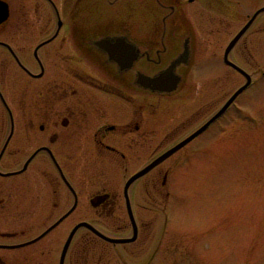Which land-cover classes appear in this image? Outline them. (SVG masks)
<instances>
[{"label":"flooded vegetation","instance_id":"af4514ba","mask_svg":"<svg viewBox=\"0 0 264 264\" xmlns=\"http://www.w3.org/2000/svg\"><path fill=\"white\" fill-rule=\"evenodd\" d=\"M0 9V264L165 262L177 172L264 59V0Z\"/></svg>","mask_w":264,"mask_h":264},{"label":"rangeland","instance_id":"374dc122","mask_svg":"<svg viewBox=\"0 0 264 264\" xmlns=\"http://www.w3.org/2000/svg\"><path fill=\"white\" fill-rule=\"evenodd\" d=\"M244 64L257 82L177 172L160 264L176 261L175 241L180 264H264V59ZM245 83L231 69L230 95Z\"/></svg>","mask_w":264,"mask_h":264},{"label":"water","instance_id":"95a60500","mask_svg":"<svg viewBox=\"0 0 264 264\" xmlns=\"http://www.w3.org/2000/svg\"><path fill=\"white\" fill-rule=\"evenodd\" d=\"M4 11H5V13H6V16H7V10H3V9H0V17H2L5 13H4ZM231 64H233V63H231ZM234 65V64H233ZM238 70H240L246 77H247V83L244 85V86H242L241 88H239L237 91H236V93L231 97V99L228 101V103H227V106L230 104V103H232L234 100H235V98L245 89V88H247V86L249 85V83H250V81H251V76L244 70V69H238ZM160 81V79H157L156 80V82H159ZM176 82V81H175ZM221 114H219V115H217L212 121H214L216 118H218L219 116H220ZM211 121V122H212ZM170 153H168V154H166V155H164L162 158H165L166 156H168ZM159 161H161V159L160 160H158V161H156V162H154L153 164H151L149 167H147L145 170H143V171H141V172H139L138 174H136L132 179H135V178H137L138 176H140V175H142L143 173H145V172H147L148 170H150V168H152L157 162H159ZM82 224H84V225H88V226H91L89 223H86V222H84V223H82Z\"/></svg>","mask_w":264,"mask_h":264}]
</instances>
